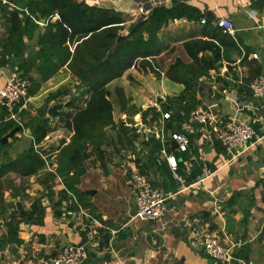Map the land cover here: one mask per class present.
Wrapping results in <instances>:
<instances>
[{
	"label": "crops",
	"instance_id": "crops-1",
	"mask_svg": "<svg viewBox=\"0 0 264 264\" xmlns=\"http://www.w3.org/2000/svg\"><path fill=\"white\" fill-rule=\"evenodd\" d=\"M75 1L114 8L121 13L126 30L140 21V5L146 11L143 20L158 6L182 7L192 16L169 20L155 32L152 50L156 54L137 57L121 76L106 84L112 123L103 128L101 157H96L91 145L84 150L87 156L79 165L84 170L77 173L74 184L78 198L67 191L63 176L57 173L59 154L72 135L65 126L69 119L65 114L82 108L87 99L86 94L80 95L78 81L67 66L76 41L64 64L55 58L43 61L39 58L40 38L57 15L46 18L32 12L31 0H0L5 10L0 13V87L12 73L29 79L27 97L13 108V117L0 106L1 129L9 121L20 127L1 143L0 163L31 148L44 159L33 174L24 175L14 165L0 176V237L9 233L12 217L20 240L0 247V264H39L66 245L84 243L88 232L93 238L78 264H216L200 243L207 233L231 247V264H264V166L250 173L241 171L250 159L257 161L258 154H264V97H255L248 87L253 78H264V0ZM12 11L20 14L23 25L16 35L21 54L7 53ZM219 19L232 23V34L222 32ZM142 35L146 40L149 33ZM194 40L213 43L217 58L213 60V50L206 48L198 52V61L193 60L182 44ZM19 45L12 47L13 51H20ZM175 47L162 60V68L156 67L155 59ZM211 60L213 68L202 72L201 66ZM170 66L176 69L168 73ZM213 89L223 95L220 100L212 97ZM42 103L43 115L38 116L36 109ZM56 103L61 108L54 115L47 114L46 109ZM195 109L211 111L223 121L249 123L254 136L245 147L228 152L209 126L193 120ZM36 117L45 119L47 125L39 142L31 127ZM146 130L155 131L156 141L147 140ZM168 131L186 135L185 151L171 148ZM161 148L175 157L174 171ZM133 166L153 188L171 194L160 221L135 217L129 181ZM63 191L69 197L61 200V207L57 203ZM70 203L75 204V210L65 209ZM20 210L29 215L22 216Z\"/></svg>",
	"mask_w": 264,
	"mask_h": 264
},
{
	"label": "trees",
	"instance_id": "trees-1",
	"mask_svg": "<svg viewBox=\"0 0 264 264\" xmlns=\"http://www.w3.org/2000/svg\"><path fill=\"white\" fill-rule=\"evenodd\" d=\"M31 2H33L31 3L32 12L37 11L46 18L57 15L55 21L48 25L40 38V59L42 58L44 61L55 58L58 64H64L70 57L73 42L76 41L74 52L67 66L78 81V88L81 89L80 95L86 94L87 99L82 108L77 109L73 114H65V118H69L65 126L72 131V135L69 143L62 148L61 155L59 154L57 173L63 176L67 191L79 198L78 190L74 184L77 177V167L83 160L82 152L87 149L88 145H91L96 157H101L100 145L104 140L103 128L112 123V106L107 98L109 91L105 87L106 84L121 76L137 57L143 58L156 54L152 50L155 32L167 24L169 20L191 17L192 15L190 10L182 7L169 9L161 6L155 7L151 15L145 20L128 26L127 35L124 39L116 42L117 34L124 29V26L121 13L114 8L88 5L85 2L75 0H31ZM1 11L4 12L5 10L1 9ZM8 21L7 53L11 51L21 54V47L16 44L19 42V37L16 39V35L23 31L20 14L17 11H12ZM144 31L149 33L146 40L142 35ZM211 44L213 43L194 40L184 42L182 46L195 61H198V52L206 48L213 50L212 59L214 60L217 56H215ZM15 45H19L20 51H13ZM213 46L215 47L214 44ZM177 48L175 47L165 55L158 57L159 60L155 59V66L162 68V60L169 57ZM108 51L110 54L106 56ZM213 60L201 66V71L205 72L213 68ZM4 61L3 59L1 63ZM175 69L170 66L167 72L170 73ZM23 74L25 75V73ZM183 82L187 87L188 82L185 80ZM15 125L14 121H9L3 129L0 126V138L5 130ZM27 125L30 124L27 123ZM31 127L33 128L34 140L39 142L47 130L46 120L42 117H36L31 120ZM43 163L44 159L41 155L31 148L14 160L6 159L0 163V176L11 170L14 165L15 169L24 175L33 174ZM67 191H63L60 195L58 206L62 207L61 200L69 197ZM65 209L73 211L76 206L74 203H70L65 206ZM19 212L24 217L29 215V212L22 210ZM57 212L60 213V211ZM11 220L12 217L8 222L9 233L0 237V247L7 242H20L16 235L17 225L13 226Z\"/></svg>",
	"mask_w": 264,
	"mask_h": 264
},
{
	"label": "built area",
	"instance_id": "built-area-1",
	"mask_svg": "<svg viewBox=\"0 0 264 264\" xmlns=\"http://www.w3.org/2000/svg\"><path fill=\"white\" fill-rule=\"evenodd\" d=\"M137 13L138 20H143L146 17V11L141 5L137 8ZM217 25L221 27L222 32L233 33L232 23L228 19H219ZM28 87V77L18 73H12L7 76L3 85L0 87V106L7 109L12 117L13 108L22 105L25 101L28 94ZM248 87L255 97H264V78L262 76L250 80ZM235 104L236 106L238 105L237 103ZM168 116L169 113H164V117ZM191 117L197 123L209 126L216 139L219 140L228 152L237 146L245 147L254 136L253 128L249 123L235 119L223 121L218 119L211 111L195 109L191 112ZM171 139L177 143V148L180 151L187 149L188 139L184 133H172ZM160 152L165 156L170 168L174 171L177 167L175 157L167 153L164 148H161ZM205 173H209V171L205 169ZM175 177L179 179L176 174ZM180 180L183 181L182 179ZM129 181L134 191L135 217L145 222L160 221L166 212L165 202L170 198L171 194L166 195L160 190L153 188L149 181L134 166L130 169ZM92 238L93 235L88 232L84 243L79 245H66L56 254L44 257L39 264H78L85 256L86 244ZM200 243L204 252L216 264H231L234 259L231 247L224 246L213 234H203Z\"/></svg>",
	"mask_w": 264,
	"mask_h": 264
},
{
	"label": "water",
	"instance_id": "water-1",
	"mask_svg": "<svg viewBox=\"0 0 264 264\" xmlns=\"http://www.w3.org/2000/svg\"><path fill=\"white\" fill-rule=\"evenodd\" d=\"M96 6L103 7L104 8V6L101 5V4H97ZM126 34H127V30L126 29H123V30L119 31L118 34H117V37H116V42H119L120 40L124 39V37H125ZM109 54H110V51L107 52V55L106 56H108ZM261 65L263 67V72H264V60L261 61ZM226 81H227V83H231L232 82L229 79H226ZM212 97L214 99H216V100H220L223 97V95L221 93H219L216 89H213V95H212ZM157 99L159 100L160 98L158 97ZM44 106H45V103H42L39 107H37L36 114L38 116H42L43 115ZM61 106L62 105L60 103L53 104L52 106H50V107H48L46 109V113L49 114V115L50 114L54 115L56 113L57 109L61 108ZM172 114H175L176 115L177 112L176 111H172ZM19 128H20L19 126L13 127L9 132H7L5 135H3L0 138V143H2V144L3 143H6L7 138L10 137V136H12ZM25 133L26 134H30V130L29 129H26ZM145 135H146V138H147L148 141H150V142L156 141L155 131L154 130H146L145 131ZM168 138L171 139V132L170 131H168ZM170 146H171L172 149H174V148H176L177 143L174 140H171L170 141ZM86 156H87L86 151H83L82 152V157H86ZM263 156H264V154L259 153L258 156H257L258 157V160L257 161L256 160H253V159H250L249 160V164L246 167H243L241 169V171L242 172L245 171L246 173H250L253 169H259L260 167L264 166V164L262 163ZM83 170H84V167L83 166L77 167V173L78 174L81 173V172H83ZM16 204L18 206H20L18 202ZM150 232L152 234L157 235V236L160 237L159 233L153 232L152 230H150Z\"/></svg>",
	"mask_w": 264,
	"mask_h": 264
}]
</instances>
